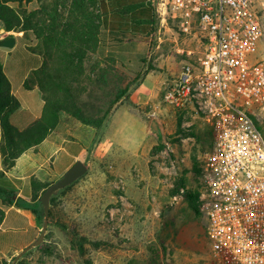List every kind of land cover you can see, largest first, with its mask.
I'll return each instance as SVG.
<instances>
[{
  "label": "rangeland",
  "instance_id": "374dc122",
  "mask_svg": "<svg viewBox=\"0 0 264 264\" xmlns=\"http://www.w3.org/2000/svg\"><path fill=\"white\" fill-rule=\"evenodd\" d=\"M158 1L154 0L156 6ZM79 2L58 0V19H70ZM84 3L78 20L91 15L98 24L96 40L88 41L90 60L112 57V64L128 80L138 79L144 72L130 92L131 101H121L123 120H135H120L122 142L107 138L102 143V136L93 138L94 144L84 156L88 171L55 193L53 219L45 239L18 259L14 255L2 264H205L210 254L200 199L204 189L201 167L212 146L211 125L162 101L182 64L200 58L205 44L197 31H183L175 18L166 17L162 23L159 13L156 33L110 34L101 24L99 3ZM54 6L25 16L26 21L31 18L35 48L51 73L68 62L65 49L69 45L62 34L55 35L60 39L47 41L44 27L53 21L52 16L57 17L52 13ZM112 51H121L122 58L111 55ZM56 92L45 90L48 103L56 99ZM152 111L156 113L152 115ZM153 120L161 134L151 127ZM53 131L60 139L94 132L67 113ZM180 178L199 193L198 211L190 206L183 188L172 192Z\"/></svg>",
  "mask_w": 264,
  "mask_h": 264
},
{
  "label": "built area",
  "instance_id": "2783aa9c",
  "mask_svg": "<svg viewBox=\"0 0 264 264\" xmlns=\"http://www.w3.org/2000/svg\"><path fill=\"white\" fill-rule=\"evenodd\" d=\"M156 8L162 23L175 18L205 44L162 97L211 125L201 167L205 264H264V0H159Z\"/></svg>",
  "mask_w": 264,
  "mask_h": 264
},
{
  "label": "trees",
  "instance_id": "16d2710c",
  "mask_svg": "<svg viewBox=\"0 0 264 264\" xmlns=\"http://www.w3.org/2000/svg\"><path fill=\"white\" fill-rule=\"evenodd\" d=\"M84 2L89 4L99 3L102 15L101 24L106 29L121 32L131 31L135 34L144 35L156 33L158 29L159 18L154 0H80L78 4L74 5V12H72L74 15L64 22L58 19L59 12H57V6L55 5L52 8V13H55L57 17L55 19L52 16L53 21L48 25L45 24L46 36L48 35L46 38L47 41L48 38H51V42H53L56 38L60 39L55 35L62 34L63 39H68L66 41L69 42L68 49H65L68 62L55 73L48 72L45 63L36 71L35 80L45 99L44 112L38 120L21 132L15 131L10 124H3L4 122H2L4 114L6 115L15 110L19 102L11 93L10 82L3 71L0 56V123L2 122L4 125L7 142L6 145L0 144V177L4 172V167H8L12 162V158L18 155L25 146L41 141L55 129L63 113L73 116L82 126L93 128L94 138H96L118 102L123 99L131 101L130 92L133 87L135 88L139 84V79L144 75L142 71L138 79L128 80L124 72L112 64L114 63L112 57H108V61L90 60L86 50L89 47L88 41L93 42L96 40L98 24H95L91 15H85L81 20H78L77 14L84 11ZM55 4H58L57 1ZM0 15L6 21L7 27L12 24L10 23L12 21L19 24L23 22L24 27L31 28L29 23L31 18L26 21L25 15L23 21H20L18 14L12 9L2 6L1 3ZM30 15H32V12L28 17ZM3 41L0 40V44ZM85 58H87V62H85ZM46 81H50L52 86H46ZM45 90L58 92H56V99H52L53 102L48 103L44 96ZM8 154H11L10 159L7 156ZM70 185L59 190L66 189ZM180 188L184 189V196L190 206L198 211L199 193L187 188L183 178L176 181L172 192L179 191ZM55 193L50 198L49 223L53 219ZM0 198L6 204L15 203L16 205L30 207L36 213L42 225V206L41 209L31 206L22 198L17 197L14 190L2 185H0ZM3 213V209L0 208V222Z\"/></svg>",
  "mask_w": 264,
  "mask_h": 264
},
{
  "label": "crops",
  "instance_id": "0c3cea01",
  "mask_svg": "<svg viewBox=\"0 0 264 264\" xmlns=\"http://www.w3.org/2000/svg\"><path fill=\"white\" fill-rule=\"evenodd\" d=\"M56 1L58 0H0V3L12 9L19 15L20 21H23L26 14L38 9L50 8ZM10 23L13 25L7 27L6 21L0 15V40L5 41L11 36L15 39L11 47L0 44V56L3 71L10 82L11 93L18 100L19 105L15 110L4 114L2 122L10 124L15 131L21 132L38 120L44 112L45 99L35 80V73L43 66L44 58L35 48L36 37L32 28L24 27L23 22ZM105 30L110 34L122 33L118 30L106 28ZM110 54L119 58L123 56L121 51H112ZM121 101L114 107L98 135V138L102 136V143L107 138L111 140L115 138L122 142L119 140V132L123 128L121 129L119 124H121L120 120H123L125 106ZM131 119L125 118L123 123ZM2 122L0 143L6 145ZM90 130L94 131L89 127ZM93 136L94 132L88 135L77 133L72 137L60 139L58 134L52 131L41 141L25 146L12 158L11 164L3 169L0 185L14 190L17 197L41 209L42 190L60 178L76 160L85 161L84 156L94 144ZM0 208L4 211L0 222V264H2L4 260H9L32 243L39 235L42 225L30 207L15 203L6 204L0 198Z\"/></svg>",
  "mask_w": 264,
  "mask_h": 264
},
{
  "label": "water",
  "instance_id": "95a60500",
  "mask_svg": "<svg viewBox=\"0 0 264 264\" xmlns=\"http://www.w3.org/2000/svg\"><path fill=\"white\" fill-rule=\"evenodd\" d=\"M15 39L11 36L8 37L4 42L3 45L7 47H11L14 45ZM151 127L156 130L159 134H161L160 127L158 122L153 120ZM88 171V165L84 160H76L64 173L63 175L58 178L57 180L50 183L41 193L40 195V202L43 206V223L42 228L37 236V238L24 247L20 252H18L15 256V259H18L22 256L25 252L30 250L31 248L38 246L42 241L45 239V234L47 231V227L49 224V215H50V198L53 193L57 190L66 187L67 185L73 183L80 177H82Z\"/></svg>",
  "mask_w": 264,
  "mask_h": 264
}]
</instances>
